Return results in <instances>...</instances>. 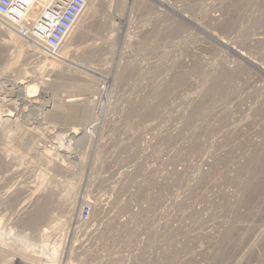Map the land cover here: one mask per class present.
<instances>
[{"label": "rangeland", "instance_id": "obj_1", "mask_svg": "<svg viewBox=\"0 0 264 264\" xmlns=\"http://www.w3.org/2000/svg\"><path fill=\"white\" fill-rule=\"evenodd\" d=\"M86 1L53 66L47 25L36 46L0 30V264H51L54 248L56 264H264V72L235 52L264 65V0ZM26 70L33 105L12 83ZM218 79L221 94L210 91ZM78 102L84 124L46 116ZM95 119L93 137L71 138ZM83 198L106 209L73 230ZM40 206L45 219L25 224Z\"/></svg>", "mask_w": 264, "mask_h": 264}, {"label": "bare ground", "instance_id": "obj_2", "mask_svg": "<svg viewBox=\"0 0 264 264\" xmlns=\"http://www.w3.org/2000/svg\"><path fill=\"white\" fill-rule=\"evenodd\" d=\"M44 1H47V4H46V6L44 7V10H42V12L40 13V14H37V11H36V9L38 8V7H40L41 6V3L42 2H44ZM49 5V3H48V0H34V1H32V5L30 6V8H28V11H27V13H30L31 15H28V16H26V20H25V23H27L28 25H29V30L28 31H25L24 29H22V25H20V22H18L16 19L18 18V15H20L19 13H18V15H14L15 17L17 16V18L15 19L14 18V16L13 15H10V14H2V13H0V30H2L3 31V36H5V37H7V38H5V37H3V38H1L2 40H3V42H6V43H17L18 42V40H20V39H22V38H24L25 40H28V41H32L33 42V44L34 43H38L37 42V39L41 42H43V36H42V32H43V27H40L39 26V20H42V18H43V16H44V14H46V11H45V9H46V7ZM89 5V4H88ZM243 6V5H242ZM171 7V6H170ZM240 7V6H239ZM250 7V6H249ZM86 9V8H85ZM240 9V8H239ZM94 10V9H93ZM241 10V9H240ZM239 10V11H240ZM39 11H40V9H39ZM149 12V11H148ZM13 14V13H12ZM15 14V13H14ZM86 14H89L88 12L86 13ZM92 14V13H91ZM160 14V13H159ZM90 15V14H89ZM94 14H92L91 15V17L93 16ZM241 15V14H240ZM42 16V17H41ZM185 16V15H184ZM89 18L88 19H90V16H88ZM186 17V16H185ZM45 18V17H44ZM156 18V17H155ZM81 19V18H80ZM85 19V18H84ZM188 19H189V21H191V22H195L196 23V21L194 20V19H191V18H189L188 17ZM19 20V19H18ZM92 20V19H91ZM146 20V19H145ZM87 21V20H86ZM80 22V21H79ZM93 22V21H92ZM146 22V21H145ZM235 22V21H234ZM78 23V22H77ZM88 23V22H87ZM157 23V22H156ZM231 24H232V22H231ZM78 25H80V24H78ZM85 25V24H84ZM84 25H81V26H83L84 27ZM87 25V24H86ZM85 25V26H86ZM89 25V24H88ZM93 25V24H92ZM235 25V24H234ZM76 26V25H75ZM90 26V25H89ZM99 26V25H98ZM154 26V25H153ZM181 26H182V24L181 23H176L175 25L173 24V25H171L168 29V31H165L166 32V34H163L164 35V37H166V38H169L170 37V35H171V33L172 32H178L177 30H181ZM86 28V29H85ZM85 28H83L82 29V31L84 30V32H81V29H80V32H81V34L80 33H78V34H80L79 36H77L78 37V39H83L84 37L86 38V36H87V32L90 30V28L89 27H85ZM104 28V27H103ZM253 28V27H252ZM45 30V29H44ZM74 30V29H73ZM40 31V32H39ZM46 31V30H45ZM144 31V30H143ZM1 32V31H0ZM160 32V31H159ZM164 32V31H163ZM150 33V32H149ZM1 34H2V32H1ZM77 34V35H78ZM158 34V33H157ZM170 34V35H169ZM173 34V33H172ZM215 33H213V35H214ZM167 35H169V37H167ZM1 36V35H0ZM161 36V35H160ZM218 36V35H217ZM72 37V36H71ZM70 37V38H71ZM75 37V36H74ZM220 43H222V44H225V45H228L226 42H225V40H223V39H220V37H216V36H214ZM70 40H72V38L70 39ZM24 41V40H23ZM27 41V42H28ZM85 41V40H84ZM1 42V41H0ZM26 42V41H25ZM39 42V43H40ZM69 42V41H68ZM86 42V41H85ZM83 43V42H82ZM2 44H4L5 45V43H2ZM1 44V45H2ZM23 44V43H22ZM68 44H70V43H68ZM74 44V43H73ZM80 44V43H79ZM12 45V44H11ZM35 45V44H34ZM33 45V46H34ZM45 45V44H44ZM75 45V44H74ZM73 45V46H74ZM8 47H9V45H7ZM14 46V45H13ZM12 46V47H13ZM30 46V45H29ZM32 46V47H33ZM36 46V45H35ZM38 46V45H37ZM41 46V45H40ZM47 46V45H46ZM45 46V47H46ZM68 46V45H67ZM71 46V45H70ZM6 47V46H5ZM42 47H44V46H42ZM44 47V48H45ZM41 48V47H40ZM38 49V50H32L33 52H32V54L34 53H40L41 51H42V49ZM65 48V47H64ZM4 49V48H3ZM33 49V48H32ZM46 49H48L47 47H46ZM41 50V51H40ZM45 50V49H44ZM49 50V49H48ZM48 50H45V51H48ZM235 50V49H234ZM2 51H4V50H2ZM5 51H6V49H5ZM8 51V50H7ZM23 50H20L19 51V58L21 57V54L23 53L22 52ZM22 52V53H21ZM48 52H50V51H48ZM235 52L239 55V57H242V58H244L247 62H249L250 64H252V65H254L255 67H257L258 69H260L262 72H264V65H260V63H258L257 61H255L254 59H252L249 55H247L246 53H244V52H242V50H235ZM27 53V52H26ZM26 53H24V54H26ZM43 53V52H42ZM51 53H52V51H51ZM7 54V53H6ZM14 54V53H13ZM31 53H29V55H30ZM31 54V55H32ZM37 54V55H38ZM76 54V53H75ZM0 55H2V54H0ZM28 55V54H27ZM30 55V56H31ZM12 56V55H11ZM23 56V55H22ZM60 56V55H59ZM67 56V55H66ZM18 57V56H17ZM47 57H49V56H47ZM64 57V56H63ZM13 58V57H12ZM18 58V59H19ZM25 59H26V57H24ZM23 58V59H24ZM41 58V57H40ZM62 58V57H61ZM8 59V58H7ZM50 61L51 62H49L48 64L49 65H52L53 66V64L54 63H52V62H54V61H56V60H53V59H58V54L56 53L55 55H54V53H52L51 55H50ZM63 59V58H62ZM71 59H72V57H71ZM14 60H15V58H14ZM77 60V59H76ZM63 61V60H62ZM34 62V61H33ZM44 62V61H43ZM60 62V61H59ZM236 63V62H235ZM16 64V63H15ZM2 65V64H1ZM20 66H21V64H20ZM233 66V65H232ZM30 67V66H29ZM33 67V66H32ZM41 67V66H40ZM12 68V67H11ZM21 68V67H20ZM49 69V71H50V68L51 69H53L52 67H48ZM130 68V67H129ZM14 69V68H13ZM24 69V68H23ZM47 69V68H46ZM76 69V68H75ZM4 70H6V69H4ZM55 70V69H54ZM242 70V69H241ZM31 71V70H30ZM46 71V70H45ZM57 71V70H56ZM60 71V70H59ZM235 71V70H234ZM6 72V71H5ZM11 72V71H10ZM18 72V71H17ZM21 72V71H20ZM28 71L26 70V73H27ZM33 72V71H32ZM47 72V71H46ZM25 73V75H23L22 74V77H20V78H17V82H12V83H14V86L15 87H17L20 91H21V95H23L21 98H20V100L22 101L21 103H30L31 105H33V104H35V103H38L39 101H37V98L36 99H32L33 97H35L36 96V93H37V91H38V86L36 85V84H32L31 82L33 81L32 79V76L34 77V75L30 72V74H26ZM42 73H44L43 71H42ZM53 73V72H52ZM59 73V72H58ZM234 72H232V70L231 69H228V68H226V67H224V68H222V71L220 72V76L222 75V76H225V75H232ZM8 74V73H7ZM6 74V75H7ZM32 74V75H31ZM36 74V73H35ZM60 74H62V73H60ZM59 74V75H60ZM84 74V73H83ZM52 75V74H51ZM57 75V74H56ZM120 76V75H119ZM10 77V76H9ZM57 77V76H56ZM59 77V76H58ZM5 78V77H4ZM36 78V77H35ZM15 79V78H14ZM121 79V78H120ZM54 80V79H53ZM52 80V81H53ZM15 81V80H14ZM57 81V80H56ZM55 81V82H56ZM175 81V80H174ZM58 83H53L52 84V86L51 87H53L54 89L55 88H60V86L62 85V84H60L59 83V81H57ZM198 82V81H197ZM224 80H217V81H215L214 83H213V85H212V87L210 88V91H215V93L217 94H221V92L220 91H222L223 90V87H225L224 86ZM174 84V83H173ZM208 85V84H207ZM211 85V84H210ZM167 87V86H166ZM169 87V86H168ZM175 89V88H174ZM144 90V89H143ZM165 90V89H164ZM225 90V89H224ZM209 91V92H210ZM222 92H224V91H222ZM132 93V92H131ZM215 93H213V94H215ZM213 96H215V95H213ZM74 99V98H73ZM78 99V98H77ZM77 99H75V100H77ZM153 100V99H152ZM68 101H70V99L68 100ZM71 101H73V100H71ZM79 101V100H78ZM163 101V100H162ZM17 102V101H16ZM46 102H48V105H49V101H46ZM81 103V102H80ZM46 104V103H45ZM138 104V103H137ZM149 104V103H148ZM28 105V104H27ZM42 105V104H41ZM73 106L71 107V109L70 110H68V112H63V110H62V112H60V110H55V109H51V110H48V112H46L47 114H46V116H48L50 119H52V120H57V119H62L63 121H65L66 123H68V124H70L71 126H75V125H81V124H84L87 120H89V118H90V116H91V111H90V108L89 107H87V106H85V105H83V107H81V104H79V102L78 103H74V104H72ZM30 106V105H29ZM154 106V105H153ZM47 107V106H46ZM142 107V106H141ZM150 109V108H149ZM12 110V109H11ZM39 112V111H38ZM97 112V111H96ZM129 112V111H128ZM153 113V112H152ZM12 115H13V113H9L8 114V116H10V117H12ZM92 115H93V113H92ZM95 115V114H94ZM150 114H147L146 116H149ZM25 116V115H24ZM45 116V115H44ZM144 116V115H143ZM9 117V118H10ZM199 117V116H198ZM9 118H5V120L7 121ZM145 118V117H144ZM4 120V119H3ZM91 120V119H90ZM147 120V119H146ZM50 121V120H49ZM18 122V121H17ZM37 122V121H36ZM42 122V121H41ZM8 128V127H7ZM75 128V129H74ZM73 128V130L70 132V136H71V138L72 139H75L76 138V136L78 135V128L76 129V127H74ZM28 129V128H27ZM34 129H36V128H34ZM10 130V129H9ZM8 132V131H7ZM44 133V132H43ZM42 133V134H43ZM45 134V133H44ZM87 135V134H86ZM85 135V136H86ZM85 136H82V137H80V138H77L78 139V141L79 140H82L83 139V137H85ZM3 137V136H2ZM16 142V141H15ZM200 142V141H199ZM11 143V142H10ZM14 143V142H13ZM6 144V143H5ZM2 146V145H1ZM199 148V147H198ZM1 151V150H0ZM4 152H6V151H4ZM259 156V155H258ZM256 157V160H257V162H256V165L254 166V168L252 169L253 170V174H252V176H251V180H250V185H251V188H252V192H256L257 191V189H259V187H261L260 185H261V182H260V178H261V176L260 175H262L263 174V170H262V164L264 163V161H263V163L261 164H259V158L260 157ZM1 158H2V156H1ZM261 158H262V155H261ZM263 159V158H262ZM255 160V159H254ZM261 167H260V166ZM9 166V165H8ZM6 168V167H5ZM20 169V168H19ZM4 171V170H3ZM20 173V172H19ZM23 173V172H22ZM8 174V173H7ZM15 175V174H14ZM8 177V176H7ZM20 179V178H19ZM173 179V178H172ZM2 180V179H1ZM22 181V180H21ZM12 182V181H11ZM20 182V181H19ZM19 184V183H18ZM26 184V183H25ZM64 184V183H63ZM80 185V184H79ZM249 187V186H248ZM59 188V187H58ZM246 188V187H245ZM77 187L75 186V185H70L69 186V189H68V192H69V195L71 194V193H73L72 195H75V194H77ZM1 190V189H0ZM8 191V190H7ZM31 192V191H30ZM51 192V191H50ZM1 193V192H0ZM257 193V192H256ZM6 194V193H5ZM261 194H262V192H260V197H261ZM258 195V194H257ZM46 196V195H45ZM48 197V196H47ZM259 197V198H260ZM49 198H51V197H49ZM147 198V197H146ZM34 199V198H33ZM73 199H74V197H73ZM47 201V200H46ZM48 201H50V200H48ZM68 201V200H67ZM45 202V201H44ZM165 204V203H164ZM41 205V204H40ZM44 205V204H43ZM43 205H41V206H43ZM62 205V204H61ZM81 205V204H80ZM184 205V204H183ZM40 206V209L36 212V214H34V215H32L30 218H28L26 221H25V224H28L30 227H33V226H35L38 222H40V221H42V220H44L45 219V217H46V211H47V209H46V207L48 206V203H47V206L46 205H44V206H46L45 207V209L44 210H42V207ZM74 206V205H73ZM69 210V209H68ZM74 210V209H73ZM118 211V210H117ZM69 212V211H68ZM111 219V218H110ZM71 220H72V218H71ZM75 221V222H74ZM74 221H72L73 222V224H75V227H82L84 224L83 223H81L82 221H81V219L80 218H77V216L74 218ZM104 224V223H103ZM57 225V224H56ZM54 226H52V228H53ZM55 227H57V226H55ZM60 227V226H59ZM72 227V226H71ZM50 228V227H49ZM48 228V229H49ZM81 229V228H80ZM47 232V231H46ZM79 232V231H78ZM52 233V232H51ZM225 235H226V237H229V233L227 234V233H225ZM68 242V241H67ZM65 245V244H64ZM50 246V245H49ZM48 247V246H47ZM52 247V246H51ZM50 247V248H51ZM56 247V246H55ZM29 248V247H28ZM33 247H31V249H32ZM30 249V248H29ZM28 249V250H29ZM31 249H30V252H31ZM34 250H32V252H33ZM46 254H47V256H46V258L47 257H51V259H50V261H51V264H56V263H58L57 262V258L59 259V256H60V254H59V252H58V249H56V248H54L53 250L52 249H50V251L48 250L47 251V249H46ZM46 260V259H45ZM48 260V259H47ZM49 261V260H48ZM47 261V262H48ZM49 261V262H50ZM27 262V261H26ZM48 262V263H49ZM24 264V263H23Z\"/></svg>", "mask_w": 264, "mask_h": 264}, {"label": "built area", "instance_id": "obj_3", "mask_svg": "<svg viewBox=\"0 0 264 264\" xmlns=\"http://www.w3.org/2000/svg\"><path fill=\"white\" fill-rule=\"evenodd\" d=\"M32 1L34 0H0V13L12 14L15 11H19L20 15H18V17H23L20 25H22V29L28 31L30 27L27 23H25V20L26 16L28 15V8H30V6L32 5ZM48 3L49 5L45 9L46 14H44L42 20H39V22L48 26V32L46 34L47 37L44 39V41L45 44H47L49 50L52 51V53L56 54V50L58 51V49L63 45L66 37L68 36L67 33H69V31L75 25L79 17L83 14L87 6V1L48 0ZM44 17L46 18V21L49 22L45 23ZM84 128L85 129L82 131L83 134L81 136L77 135L78 137L76 136V138H80L82 136H85L86 134V136L90 138L93 137V135L99 128V120L95 119L93 122L89 123ZM80 133L81 132H79V134ZM52 142L54 144L58 143L56 140H53ZM104 172L107 171L103 170L102 173ZM105 207V204H103L102 202L97 203L93 200H84V204L80 208L79 214L77 216V218L81 219V223L84 224L81 229L88 225V222L93 218L94 214L96 213V210L100 215L106 209ZM75 229L79 228L74 227L73 230ZM62 254L64 253L62 252Z\"/></svg>", "mask_w": 264, "mask_h": 264}]
</instances>
